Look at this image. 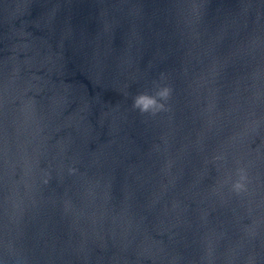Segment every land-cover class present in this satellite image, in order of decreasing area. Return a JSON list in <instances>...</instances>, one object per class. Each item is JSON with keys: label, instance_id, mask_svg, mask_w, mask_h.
Segmentation results:
<instances>
[{"label": "water", "instance_id": "water-1", "mask_svg": "<svg viewBox=\"0 0 264 264\" xmlns=\"http://www.w3.org/2000/svg\"><path fill=\"white\" fill-rule=\"evenodd\" d=\"M161 73L172 111L141 115ZM252 258L264 0H0V264Z\"/></svg>", "mask_w": 264, "mask_h": 264}, {"label": "clouds", "instance_id": "clouds-1", "mask_svg": "<svg viewBox=\"0 0 264 264\" xmlns=\"http://www.w3.org/2000/svg\"><path fill=\"white\" fill-rule=\"evenodd\" d=\"M167 76L160 74L159 80L153 82L151 91L139 92L132 97V109L138 111L141 115L156 117L160 113L171 112V104L174 88L167 83ZM214 161L224 160L223 155L213 157ZM70 172L75 169H69ZM47 183V181H45ZM249 172L246 167H238L235 170V179L229 176L223 184H230V192L236 196H241L248 191ZM222 184V186H223ZM248 264H255L254 258L248 261Z\"/></svg>", "mask_w": 264, "mask_h": 264}]
</instances>
